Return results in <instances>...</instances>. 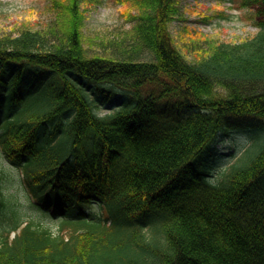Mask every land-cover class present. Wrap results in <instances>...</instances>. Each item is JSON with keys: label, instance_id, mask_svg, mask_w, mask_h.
<instances>
[{"label": "trees", "instance_id": "1", "mask_svg": "<svg viewBox=\"0 0 264 264\" xmlns=\"http://www.w3.org/2000/svg\"><path fill=\"white\" fill-rule=\"evenodd\" d=\"M115 1L131 25L102 51L84 0L0 36V155L25 211L59 221L24 220L0 168V264H264V0H239L256 34L186 55L176 0ZM234 134L251 141L214 176Z\"/></svg>", "mask_w": 264, "mask_h": 264}, {"label": "rangeland", "instance_id": "2", "mask_svg": "<svg viewBox=\"0 0 264 264\" xmlns=\"http://www.w3.org/2000/svg\"><path fill=\"white\" fill-rule=\"evenodd\" d=\"M176 1L179 15L171 23L170 31L185 55L189 53L184 45L191 42L194 37L236 43L248 39L259 31L255 24L254 10L240 7L239 0ZM125 8V5L115 0H84L83 9L86 10V19L83 32L86 43L92 50L98 52L108 49L110 40L120 37L119 35L130 27V22L126 21L122 13ZM51 17L49 0H0V36L17 35L25 27L42 28L48 24ZM242 137L238 134L230 137L222 136L215 148L220 155L232 152L234 145H237ZM1 158L0 155V168H4L5 173L7 199L12 198L15 203L17 202L14 208L24 209L26 213L23 214L24 220L32 219L35 224L40 223L52 233L58 231L57 219H48L39 213L25 211L27 198L19 185L17 171ZM224 162L226 160L219 158L215 160L216 166Z\"/></svg>", "mask_w": 264, "mask_h": 264}]
</instances>
